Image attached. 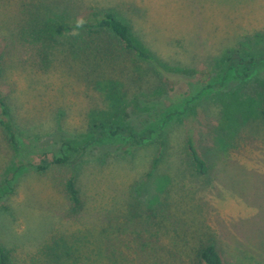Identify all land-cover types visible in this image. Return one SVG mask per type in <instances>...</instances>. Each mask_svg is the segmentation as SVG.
Here are the masks:
<instances>
[{"label": "rangeland", "instance_id": "rangeland-1", "mask_svg": "<svg viewBox=\"0 0 264 264\" xmlns=\"http://www.w3.org/2000/svg\"><path fill=\"white\" fill-rule=\"evenodd\" d=\"M92 7L127 22L159 68L79 51L84 39L59 24ZM261 54L264 0H0V86L14 130L0 124V241L16 263L98 264L105 247L115 264H192L210 241L227 264H264V60L242 78L244 60ZM229 57L239 67L226 71ZM93 121L152 129L153 140L103 159L89 141ZM162 129L171 157L154 175L170 179L152 176L138 194ZM188 136L207 177L189 164ZM114 141L126 146L104 142ZM64 154L67 163L38 168ZM74 173L77 212L65 190Z\"/></svg>", "mask_w": 264, "mask_h": 264}, {"label": "trees", "instance_id": "trees-1", "mask_svg": "<svg viewBox=\"0 0 264 264\" xmlns=\"http://www.w3.org/2000/svg\"><path fill=\"white\" fill-rule=\"evenodd\" d=\"M59 28L66 30L68 32L78 31L76 37L79 35V37H82L85 42L83 47L81 46L79 51L82 50L84 54H88L90 56L91 55L95 56L96 54H99L100 57L102 58L101 61L105 64L107 63L108 65H113L117 57H120L125 54L126 55L131 54L138 59L150 61L151 63L154 64L155 68H159L160 64L158 63L157 58H155V56L150 52V50L136 36L131 26L127 22L122 20L111 9L99 10L97 8L92 7L87 11V15L84 17L83 20L78 22H70L69 24H64L62 22L61 24H59ZM257 35L260 36L262 34H257ZM242 58H240L241 61H243ZM227 60L229 61L228 64L229 66L226 68L227 69L226 71L235 67L236 68L239 67V62L234 57H229ZM261 60H264V54H261L260 56L251 55L247 57V59L244 60L245 61L244 65H246L248 71H246L245 74H243L242 78L248 77L253 69V64ZM109 62L112 64H110ZM103 63L100 62V65H103ZM0 72H1V63H0ZM117 96L118 95L116 94L114 95L115 97L114 101L117 100L116 99ZM119 100L120 98L118 99V101ZM116 103H113V105ZM0 109H1L0 124L9 134H11L12 137H14L13 120L10 114V110L8 108L7 100L2 92L1 86H0ZM262 115L264 117V104L262 106ZM167 123L164 126H166ZM89 127H90L89 141L93 144L94 143L100 144V146L104 151L99 153V155L100 157L103 156V159L104 157L108 156L111 152H114L116 154V158L123 156V154H132L139 147L144 146L153 140L152 133L154 130L149 129L145 132V129H143V131L139 132L135 130L134 128L135 126H133L132 124L129 125L119 121L111 122V123L105 121H93L89 125ZM109 138L110 139L123 138L126 140L125 143L126 146L125 147L117 146L115 141L110 143L104 142L106 139ZM159 144H160L159 153L152 161V168L148 172L147 180L143 181V183L141 184H138L136 187L138 194L142 193V189L145 191H149L148 189V184L150 183L149 178L152 176L156 180V182L155 180L154 182L160 184L162 182H163L162 184H164L165 181L170 179V177L165 174H162L157 178L154 175V173L156 172V170L160 165V162L161 163L167 162V164L170 162L171 156H168V153H166L168 149L166 129L165 130L162 129ZM83 147L85 149V146ZM185 149L189 154V164L195 170L196 174L201 177H207L209 174L208 163L206 159L199 152L198 148L195 145L194 139L191 136H188L187 139L185 140ZM86 150H87V146H86ZM91 155L95 156L94 152ZM91 155L87 156L86 159H89L88 157H91ZM69 156L70 155L68 154H64L62 156H54L52 159L44 158L41 161V163L38 164V168L40 170H45L51 164H58V165L65 164L69 160ZM65 190L68 199L71 203L72 211L73 212L80 211L84 207L85 202L81 196L80 188L78 187L77 184L76 173L71 174L66 179ZM55 247L49 246L48 251H50L53 254V257H55L54 260L57 262L61 259V254L57 253L58 248ZM104 248L105 247H99L98 264H115V262L113 263L114 261L113 258L107 255L106 249L104 250ZM193 251H194V257L192 259V264H227L220 250L218 249L217 245L213 242L202 241L198 246H196L193 249ZM106 259H108L109 262L106 261ZM0 264H17L14 258L12 257L10 250H8L1 241H0Z\"/></svg>", "mask_w": 264, "mask_h": 264}]
</instances>
